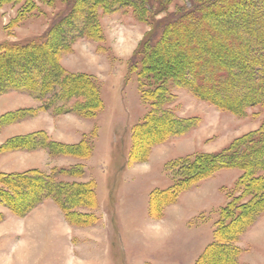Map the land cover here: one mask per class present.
Instances as JSON below:
<instances>
[{
  "label": "rangeland",
  "instance_id": "rangeland-1",
  "mask_svg": "<svg viewBox=\"0 0 264 264\" xmlns=\"http://www.w3.org/2000/svg\"><path fill=\"white\" fill-rule=\"evenodd\" d=\"M190 1L152 0L150 6L155 4L158 13L148 12L145 19L138 18L130 7L99 10L100 39L77 37L72 51L62 53L68 72L88 73L97 80L103 108L93 118L67 112L81 98L42 110L51 94L40 99L25 89L0 94V118L16 113L5 117L7 124L0 123V146L11 137L38 131L71 144L86 138L93 145L86 159L51 156L43 149L0 150V173L32 168L48 173L53 167L81 164V177L63 178L95 182L97 197L95 208L77 210L91 215V222L84 226L70 224L51 198L25 216L0 204V264H194L213 242L229 194H238L235 187L241 170L220 169L181 192L176 202L163 208L160 218L151 214L152 195L172 187L175 161L222 151L257 130L264 119V106L248 107L237 114L199 99L187 87L171 84L174 98L163 108L178 119L190 120L192 126L185 133L169 136L150 152L140 148L146 160H131L133 127L151 109L140 91L141 64L138 59L132 61L133 53L154 21L183 10ZM34 3L36 9L19 26L7 29L25 0H0V46L39 39L67 11L62 0ZM59 107L65 113L59 114ZM20 198L28 201L29 196ZM235 244L238 264H264V212Z\"/></svg>",
  "mask_w": 264,
  "mask_h": 264
},
{
  "label": "trees",
  "instance_id": "trees-1",
  "mask_svg": "<svg viewBox=\"0 0 264 264\" xmlns=\"http://www.w3.org/2000/svg\"><path fill=\"white\" fill-rule=\"evenodd\" d=\"M40 1L50 4L54 0ZM62 1L67 6L66 13L39 39L10 41L0 46V94L11 89H25L37 99L51 94L42 110L56 102L81 98L67 112L93 118L103 108L97 80L88 73L68 72L61 61L62 53L72 51L77 37L100 39L99 10L111 12L117 7H130L140 19H145L148 12L156 15L158 11L155 4L150 6L152 0ZM36 7L34 0H25L7 29L19 26ZM137 59L141 64L140 91L151 109L133 127L134 162L146 160L140 148L146 147L150 152L169 136L185 133L192 126L190 120L178 119L164 110L163 106L174 98L171 84L187 87L199 99L237 114L248 107L264 106V0H192L183 10L153 22L133 53L132 61ZM57 112L65 113L62 107ZM9 114L16 115H3L1 125L7 124L5 117ZM149 134L152 136L146 139ZM37 149L46 150L51 156L86 159L91 156L93 145L86 138L71 144L38 131L11 137L0 146L6 152ZM232 168L242 172L235 187L238 194H229L214 240L194 264H238L239 247L235 243L264 212V119L257 130L237 138L222 151L175 161L172 187L152 195L151 214L160 218L163 208L176 202L181 192L220 169ZM83 174L81 164L53 167L48 173L38 168L0 173V204L25 216L51 198L70 224L87 225L91 215L77 210L96 207L95 182L63 178ZM27 196L28 201L20 198Z\"/></svg>",
  "mask_w": 264,
  "mask_h": 264
}]
</instances>
